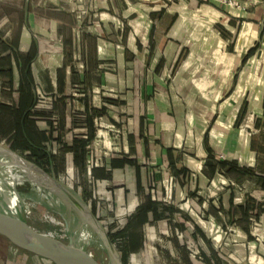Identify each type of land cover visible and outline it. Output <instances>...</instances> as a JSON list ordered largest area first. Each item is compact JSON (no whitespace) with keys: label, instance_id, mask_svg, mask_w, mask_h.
Instances as JSON below:
<instances>
[{"label":"crops","instance_id":"crops-1","mask_svg":"<svg viewBox=\"0 0 264 264\" xmlns=\"http://www.w3.org/2000/svg\"><path fill=\"white\" fill-rule=\"evenodd\" d=\"M226 1L0 0V142L61 147L131 252L153 225L182 264H264V0Z\"/></svg>","mask_w":264,"mask_h":264},{"label":"water","instance_id":"water-1","mask_svg":"<svg viewBox=\"0 0 264 264\" xmlns=\"http://www.w3.org/2000/svg\"><path fill=\"white\" fill-rule=\"evenodd\" d=\"M0 166L10 168L33 182L37 187L55 196L72 209L73 218H64L60 210L66 242H60L29 227L25 220L22 193L6 183L0 169V183L6 194H0V236L12 246L50 264H100L88 252L91 244H82L84 236L96 243L104 253L106 264H122L118 252L110 241L103 225L89 209L78 192L63 185L51 172L45 173L33 162L0 145ZM12 202V203H11Z\"/></svg>","mask_w":264,"mask_h":264},{"label":"rangeland","instance_id":"rangeland-1","mask_svg":"<svg viewBox=\"0 0 264 264\" xmlns=\"http://www.w3.org/2000/svg\"><path fill=\"white\" fill-rule=\"evenodd\" d=\"M253 136H254V143L260 149L259 152L263 153V155L260 158H264V129L259 131L257 134ZM48 142L45 145H43L41 149L36 150V152L37 151L39 153L43 152L49 157L56 156L58 158H61L59 154L60 155L62 154L61 153L62 148L51 146V144ZM1 144L3 146L2 142H0V145ZM20 153L22 156L27 157L30 160L32 159L37 161L45 171L47 172L49 171L53 175H55V177L59 182L61 180L63 185L66 184L67 182L66 176L68 175L70 176L71 182H73V184L77 180L76 175H74V172L70 170L71 169L70 165H68L66 162L63 163V160L61 161L62 170L61 171L59 170V172L54 174V167L56 164L53 166L54 163L47 162L44 161L43 159H38L37 157H34L32 150L26 151L25 153L23 152ZM15 188L19 193H22V195L27 194L29 190V186L26 183L17 184L15 185ZM72 188L73 190H75L74 186ZM42 191L43 190H41V193L43 194L47 193L46 191L43 192ZM39 198L44 203L48 202L47 197L41 198L38 196L37 199ZM90 198H91V202L89 204L87 203V205L91 211L94 210L93 214L95 216L96 213L101 214V216L97 218V221L100 223V225H103L108 237L111 238V242L113 243L116 251L118 252L122 264H182L180 262V258L178 257L177 252H174L172 247V241H173L172 239H174V236L170 234L169 231V232H165L163 236L158 237L157 232H155L156 226L153 225L146 227V230H144L145 237L142 239L144 243L142 248L136 252H131L129 249V245L126 242V238H125L126 236L125 234H123V230H122L126 223L122 225L123 220L121 219L120 216H118L119 210L116 211V209L112 205L108 206L109 203H106L103 199L99 200V196L96 193L93 194ZM22 204L23 206L24 204H27L29 207H32L33 210L32 213H30L29 215L25 213V220L29 227L43 234H48L50 232H53L57 237L62 239L63 243L66 242V237L64 235L65 226L59 214L57 213L58 212L57 209L53 207L46 209V207H44V205H42L40 202H38L37 204L31 202L30 200H26L25 198L24 200H22ZM130 215L133 216V213H131ZM50 216L53 217L55 221L60 223V225H53L52 223H48L49 222L48 217ZM130 217L128 215V217H126V220L128 221ZM166 224L168 226L172 225L170 221H168V223ZM177 239L179 240V243L182 246H186L187 243L189 245H193V241L185 236L178 235ZM13 249H14L13 251H15L14 252L15 254L14 256L9 258L8 261H6V259H2L1 251H0V264H50L49 262L44 261L35 256L33 257L32 255L29 256L25 254L24 255L26 256L25 259L19 257L18 254L23 251L17 248L16 249L13 248ZM87 250L91 253L92 257L97 260L98 263L106 264L107 259H105L104 253L101 252V250L98 248L97 245L96 246L90 245L88 246Z\"/></svg>","mask_w":264,"mask_h":264},{"label":"bare ground","instance_id":"bare-ground-1","mask_svg":"<svg viewBox=\"0 0 264 264\" xmlns=\"http://www.w3.org/2000/svg\"><path fill=\"white\" fill-rule=\"evenodd\" d=\"M1 169V173L2 176L5 177V179L7 180L6 183H8V185H12L15 186L17 184L20 183H26L29 186V190L27 192V194H23L22 195V200H24V198L26 200H30L31 202L37 203L40 202L42 205H44V207H46V209H49L50 207H53L55 209H59L61 215L68 219L71 220L73 218V212L72 209L69 208V206L65 203L60 202L59 200L56 199L55 196H52L51 194H43L41 193V190L39 187H37L33 182L29 181L26 177L22 176L21 174L17 173V172H13L10 168L7 167H3L0 166ZM2 184L0 183V194H6L4 188L1 186ZM43 192V191H42ZM45 195V196H44ZM41 197V198H45L47 197L48 202L44 203L40 198L37 199V197ZM53 199V200H52ZM45 201V200H44ZM46 202V201H45ZM12 203V202H11ZM33 206V205H32ZM24 210L26 212V214H30L32 213V207H29L27 204H24ZM40 213V212H39ZM42 213V212H41ZM44 213V212H43ZM54 213V212H53ZM36 215V214H35ZM39 216V215H38ZM43 220V219H42ZM45 220V219H44ZM49 222L48 223H52L53 225H60V223H58L57 221L54 220L53 217H48ZM39 221V220H38ZM64 228V227H63ZM62 228V229H63ZM59 234V233H58ZM47 235L49 238L52 237L60 242H62V239L57 237L53 232H50ZM60 235V234H59ZM64 238V237H63ZM82 244H91L93 246H96V243H92L90 242V238L87 236H84V238L81 240ZM89 252V251H88ZM93 252V251H92ZM90 253V252H89ZM91 254V253H90ZM103 262V261H102Z\"/></svg>","mask_w":264,"mask_h":264},{"label":"trees","instance_id":"trees-1","mask_svg":"<svg viewBox=\"0 0 264 264\" xmlns=\"http://www.w3.org/2000/svg\"><path fill=\"white\" fill-rule=\"evenodd\" d=\"M34 150H38L37 148L36 149H34ZM11 151L12 152H16L17 154H19L18 152H17V150H13V149H11ZM29 151V150H28ZM21 157H23L24 159H26V160H28L29 162H33L34 164H36L38 167H40L45 173H49V171L47 172V171H45L41 166H40V164L37 162V161H35V160H30V159H28L27 157H24V156H22L21 154H19ZM33 156L34 157H37L38 159H43L44 161H47V162H51L52 163V158H50L49 156H47L45 153H43V152H41V153H39L38 151H37V153H35V155L33 154ZM243 172H245L246 174H249L250 172L249 171H247V170H244L243 169ZM252 174V173H251ZM260 181L261 182H263V183H261L262 185H264V180L262 179H260ZM149 210H151V207L150 206H148V205H143V206H140L139 208H138V211L136 212L137 214V219H136V224L138 225V226H142L143 225V223H142V218L141 217H144V215H145V213H147V212H149ZM92 213H94V210H92ZM109 239H110V241H111V238L109 237ZM126 242L128 243V245H129V248H132L133 247V245H135L136 244V242H138L137 241V238L135 237V238H132V237H126Z\"/></svg>","mask_w":264,"mask_h":264},{"label":"built area","instance_id":"built-area-1","mask_svg":"<svg viewBox=\"0 0 264 264\" xmlns=\"http://www.w3.org/2000/svg\"><path fill=\"white\" fill-rule=\"evenodd\" d=\"M198 1V0H197ZM202 1H213V2H215V1H220V2H223V3H226L227 5H229L230 7H232V6H236V7H238V5L235 3V2H230V1H226V0H202ZM263 26H264V19H263ZM68 175V174H67ZM67 177V182H66V184H64V185H67V186H69V187H73V182H71V178H70V176L68 175V176H66ZM60 182L62 183V181L60 180ZM64 183V182H63ZM73 189V188H72ZM76 191V190H75ZM77 192V191H76ZM79 193V192H78ZM88 204L90 203V200H88V202H87ZM96 218H98L97 217V215H96Z\"/></svg>","mask_w":264,"mask_h":264}]
</instances>
